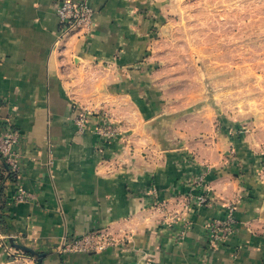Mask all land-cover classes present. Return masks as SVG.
Segmentation results:
<instances>
[{
	"label": "crops",
	"instance_id": "obj_1",
	"mask_svg": "<svg viewBox=\"0 0 264 264\" xmlns=\"http://www.w3.org/2000/svg\"><path fill=\"white\" fill-rule=\"evenodd\" d=\"M58 1L0 0V127L23 133L26 191L9 201L16 182H2L0 228L23 254L0 245V264H36L37 253L41 264H264V151L228 135L241 124L219 108L178 97L180 74L168 73L151 27L153 0H89V34L60 31ZM104 124L115 132L96 131ZM203 192L208 201L192 205L179 236L183 222L166 218ZM228 205L237 228L212 248L203 224ZM94 229L117 241L61 251L66 236Z\"/></svg>",
	"mask_w": 264,
	"mask_h": 264
},
{
	"label": "rangeland",
	"instance_id": "obj_2",
	"mask_svg": "<svg viewBox=\"0 0 264 264\" xmlns=\"http://www.w3.org/2000/svg\"><path fill=\"white\" fill-rule=\"evenodd\" d=\"M150 11L168 73L182 80L178 97L219 108L241 124L228 135L264 151V0H153Z\"/></svg>",
	"mask_w": 264,
	"mask_h": 264
},
{
	"label": "built area",
	"instance_id": "obj_3",
	"mask_svg": "<svg viewBox=\"0 0 264 264\" xmlns=\"http://www.w3.org/2000/svg\"><path fill=\"white\" fill-rule=\"evenodd\" d=\"M55 13L60 23V31L62 33L70 32L75 29H85V33L89 34L91 29H95L94 13L95 10L89 0H59L55 4ZM84 33V34H85ZM86 114L84 111L77 113L74 116V121L78 125V129L82 130L84 122H86ZM96 131L103 135H112L115 131L108 124L99 125L95 128ZM24 136L18 129L12 126L0 127V159L6 166L5 175L9 179L16 182L15 192L10 197L9 201L20 202L25 199L26 191L24 190L20 179L23 175L22 160L24 158ZM202 178L198 176L197 183L201 182ZM3 185V183H2ZM154 194V192H153ZM6 198L3 195V189L0 195V205ZM208 197L203 193L190 194L181 199V209L174 210L169 214L167 220L182 221L183 225L179 230V236H183L189 225L186 217L187 213L192 209V205L199 206L205 204ZM227 213L221 218L207 219L203 228L207 243L210 247L216 248L219 243L224 242L231 236L236 228L237 222L234 217V207L227 206ZM16 235L12 233L3 234L0 228V245L6 251L8 256L23 254L19 249H14L8 240L13 244ZM117 241L104 229H94L81 235L66 236L63 239L61 251L63 252H98L105 249L107 246L114 244Z\"/></svg>",
	"mask_w": 264,
	"mask_h": 264
},
{
	"label": "trees",
	"instance_id": "obj_4",
	"mask_svg": "<svg viewBox=\"0 0 264 264\" xmlns=\"http://www.w3.org/2000/svg\"><path fill=\"white\" fill-rule=\"evenodd\" d=\"M4 171H5V168H4ZM8 178L7 175H2V173L0 172V195H1V191H2V182ZM2 206L3 205H0V224L4 223L5 222V219H4V213L2 212ZM26 254L28 255H31V252H28V251H25Z\"/></svg>",
	"mask_w": 264,
	"mask_h": 264
},
{
	"label": "water",
	"instance_id": "obj_5",
	"mask_svg": "<svg viewBox=\"0 0 264 264\" xmlns=\"http://www.w3.org/2000/svg\"><path fill=\"white\" fill-rule=\"evenodd\" d=\"M21 247V246H20ZM22 248V247H21ZM25 251L28 252H34L32 249L28 248V247H24ZM43 253H37L35 260H36V264H41V258L43 257Z\"/></svg>",
	"mask_w": 264,
	"mask_h": 264
}]
</instances>
